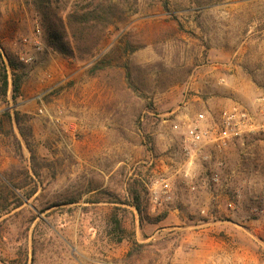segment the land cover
<instances>
[{
    "label": "rangeland",
    "instance_id": "1",
    "mask_svg": "<svg viewBox=\"0 0 264 264\" xmlns=\"http://www.w3.org/2000/svg\"><path fill=\"white\" fill-rule=\"evenodd\" d=\"M106 1L80 57L0 0V264H264V0ZM229 108L250 131L188 138Z\"/></svg>",
    "mask_w": 264,
    "mask_h": 264
},
{
    "label": "trees",
    "instance_id": "2",
    "mask_svg": "<svg viewBox=\"0 0 264 264\" xmlns=\"http://www.w3.org/2000/svg\"><path fill=\"white\" fill-rule=\"evenodd\" d=\"M35 11L40 21L48 32V39L55 49L64 54L79 53L80 57L90 55L100 44L102 36L111 22L109 10L111 5L106 0H91L86 4L79 3V7L72 8L69 12H60L55 6L56 0H32ZM7 62L0 51V95H7L8 76ZM18 89V83H13V96ZM15 97V96H14ZM13 118L19 122V112H14ZM26 135V133H23ZM117 229H121L117 223ZM120 238L118 241H121Z\"/></svg>",
    "mask_w": 264,
    "mask_h": 264
},
{
    "label": "built area",
    "instance_id": "3",
    "mask_svg": "<svg viewBox=\"0 0 264 264\" xmlns=\"http://www.w3.org/2000/svg\"><path fill=\"white\" fill-rule=\"evenodd\" d=\"M40 36L41 31L39 28H36L32 37L22 38L24 51L20 52L21 60L28 62L32 59V56L25 54V51L29 48L37 50L41 48L42 43ZM249 119H251V115L248 112L238 110V108H229L222 114V122L218 131L216 129L202 131L197 129V126H190L187 130L188 138H190L192 142H199L205 136L211 135L210 139L215 142L218 149H221L227 145L229 139L239 137L246 131H250L251 124L249 123Z\"/></svg>",
    "mask_w": 264,
    "mask_h": 264
}]
</instances>
